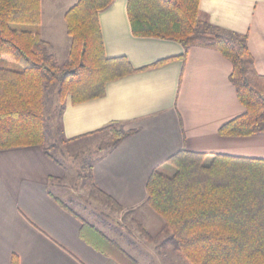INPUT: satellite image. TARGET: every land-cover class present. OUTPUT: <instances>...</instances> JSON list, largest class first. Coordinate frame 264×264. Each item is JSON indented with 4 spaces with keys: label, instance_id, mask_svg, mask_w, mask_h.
Wrapping results in <instances>:
<instances>
[{
    "label": "crops",
    "instance_id": "1",
    "mask_svg": "<svg viewBox=\"0 0 264 264\" xmlns=\"http://www.w3.org/2000/svg\"><path fill=\"white\" fill-rule=\"evenodd\" d=\"M77 2L41 1V34L67 56L65 13ZM127 4L113 0L99 12L105 54L125 56L137 69L164 62L109 81L102 97L80 103L68 97L57 134L64 144H75L95 137L109 141L102 129L113 122L135 130L115 148L100 149L89 180L96 192L120 205L110 202L116 214L129 212L151 231L163 223L146 203V185L156 168L174 173L167 160L184 149L206 153V163L215 154L264 159V133L221 135V126L246 110L230 79L231 61L203 45L186 50L177 41L135 36ZM199 7L215 26L248 35L256 70L264 76V0H200ZM66 178V168L39 146L0 150V264H11L13 255L20 264H121L90 230L84 229L83 237L81 219L59 202ZM109 237L143 264L139 245Z\"/></svg>",
    "mask_w": 264,
    "mask_h": 264
},
{
    "label": "trees",
    "instance_id": "2",
    "mask_svg": "<svg viewBox=\"0 0 264 264\" xmlns=\"http://www.w3.org/2000/svg\"><path fill=\"white\" fill-rule=\"evenodd\" d=\"M41 1L0 0V150L39 146L61 164L52 153L57 144L48 142L46 92L56 88L62 113L68 97L73 103L102 97L109 81L164 61L137 69L125 56L108 57L99 12L113 0H78L65 13L71 46L67 58L59 62L40 30L22 27L41 25ZM199 4L200 0H128L132 32L177 41L186 50L203 45L220 51L233 65L230 79L246 109L222 125L220 134L264 133V76L256 70L248 35L215 26ZM102 130L110 134L106 149L135 132L120 122ZM206 156L184 149L167 160L175 168L173 174L156 168L146 185L147 205L162 218L169 242L191 264H264V159L215 154L206 163ZM89 168L91 179L92 165ZM59 202L81 219L83 237L84 229L90 230L118 262L140 264L116 240ZM11 264H20L16 255Z\"/></svg>",
    "mask_w": 264,
    "mask_h": 264
},
{
    "label": "rangeland",
    "instance_id": "3",
    "mask_svg": "<svg viewBox=\"0 0 264 264\" xmlns=\"http://www.w3.org/2000/svg\"><path fill=\"white\" fill-rule=\"evenodd\" d=\"M22 27L29 30L41 31L42 25H22ZM51 42L52 51L57 55L58 61L63 62L67 54L59 53L56 48V41L51 40ZM10 66L20 68L18 64ZM45 107L48 142L49 144H57L52 153L67 170V178L63 181L62 189L58 192L63 201L84 219L105 229V232L109 236L114 237L120 242L139 245L137 252L143 264H191L176 249V246L169 242V232L163 230L162 222L157 228L153 224L151 231H148L146 226L133 214L129 212L123 216L116 214L114 211L116 207L91 187L89 167L97 158L101 151L100 149L105 150V143L108 141H101V138L95 137L75 144L62 143L60 141L61 138L57 134L60 128L61 105L57 98L56 88L46 92ZM106 132L108 133V131ZM164 172L173 174L168 171ZM143 228L149 233L151 238L143 232ZM145 240H155L154 246L143 247L140 243H144Z\"/></svg>",
    "mask_w": 264,
    "mask_h": 264
}]
</instances>
